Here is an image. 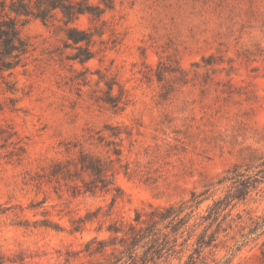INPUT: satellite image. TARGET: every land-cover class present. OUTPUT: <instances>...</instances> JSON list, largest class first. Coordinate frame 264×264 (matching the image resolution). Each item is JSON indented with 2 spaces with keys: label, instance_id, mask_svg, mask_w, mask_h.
Masks as SVG:
<instances>
[{
  "label": "rangeland",
  "instance_id": "obj_1",
  "mask_svg": "<svg viewBox=\"0 0 264 264\" xmlns=\"http://www.w3.org/2000/svg\"><path fill=\"white\" fill-rule=\"evenodd\" d=\"M113 1L114 10L105 16L113 22L111 34L104 38L115 46L86 67L116 78L127 98L122 111L94 103L93 82L78 95L72 73L59 60L62 33L37 20L23 29L34 48L27 65L4 73L17 92H5L0 79V126L12 125L25 147L20 163L4 156L10 148L0 149V264L105 262L109 254L90 258L83 249L93 237L110 239V222H129L135 209L202 192L234 164L251 175L264 164V0ZM77 25L88 21L80 18ZM161 60L178 72L166 73L161 82L145 79ZM9 98L17 100V112L9 111ZM104 123L133 130V146L125 142L122 155L130 175L117 178L124 201L111 207L110 195L73 197L51 185L41 190L26 185L27 172L61 156V141ZM258 176L256 190L235 205L232 217L264 214V175ZM223 194L219 188L214 198ZM99 208L81 233L69 232L73 219ZM44 220L61 230L41 226ZM263 242L261 236L243 247L230 264H260ZM225 255L222 249L216 257Z\"/></svg>",
  "mask_w": 264,
  "mask_h": 264
},
{
  "label": "trees",
  "instance_id": "obj_2",
  "mask_svg": "<svg viewBox=\"0 0 264 264\" xmlns=\"http://www.w3.org/2000/svg\"><path fill=\"white\" fill-rule=\"evenodd\" d=\"M114 7L113 0H0V79L5 85L4 91L17 92L14 83L7 81L4 73L10 75L27 65L34 48L23 35V29L37 20L45 26H56L62 33V47L57 48L59 60L72 73L69 80L78 95L81 86H90L93 82L94 103L113 113L122 111L127 98L116 78L100 70L90 72L86 67L98 56L101 60L105 52L115 46L116 41L111 37L104 38L107 31L111 34L113 24L105 16ZM80 18H86L88 26H78ZM177 72L170 61L161 60L155 69L149 68L143 75L147 80L154 77L161 82L166 73ZM94 74L96 79H93ZM9 103V111L17 112V100L9 98ZM134 141L132 128L124 125L104 123L100 128H87L81 138L61 141V156L49 160L39 171L27 172L25 183L38 190L51 185L56 192L64 189L73 197L81 194L110 195L113 207L127 197L117 178L120 174L130 175L129 163L122 161V155L124 143L132 147ZM8 148L4 156L10 161L22 162L25 147L10 124L0 126V149ZM257 169L258 172L251 175L249 168L234 164L202 192L192 191L187 199L178 202L165 205L150 203L147 208L135 209L129 222H110L106 231L111 238L100 240L93 237L83 249L90 258L106 254L110 258L89 264H173V261L176 264H230L234 253L264 236V214L246 212L245 215L237 213L235 217L231 216L235 205L245 201L256 190L258 175H264V164ZM219 188L224 189V194L215 199ZM208 200L212 201L211 204L200 211ZM99 211L100 208L88 212L85 217L73 219L69 232L81 233ZM40 225L61 230L51 220H44ZM222 249L226 255L218 259L217 252ZM257 260L264 264V242Z\"/></svg>",
  "mask_w": 264,
  "mask_h": 264
}]
</instances>
